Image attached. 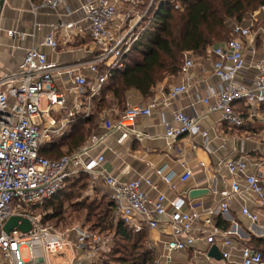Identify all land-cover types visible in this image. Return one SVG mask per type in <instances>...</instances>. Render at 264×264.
Segmentation results:
<instances>
[{
    "label": "built area",
    "instance_id": "2783aa9c",
    "mask_svg": "<svg viewBox=\"0 0 264 264\" xmlns=\"http://www.w3.org/2000/svg\"><path fill=\"white\" fill-rule=\"evenodd\" d=\"M29 1L34 12L63 5L66 15L80 13L77 20L61 19L55 23L42 45L56 48L58 35L67 42L75 30L84 29L97 43L99 52L91 60L59 64L31 46L16 69L0 76V264H90L100 260L102 251L110 245V234L92 231L85 225L73 226L63 233L42 218L46 201L81 175L88 180L85 192L92 193L99 183L109 190L113 225L122 221L136 233L164 228V238L148 242V247L155 250L153 264H172L174 253L190 250L199 242L209 248L216 245L220 254V260H216L205 252L207 264H228L234 250L231 236L237 233L238 227L228 216L234 201L239 203L243 217L264 230V179L248 170L245 159L231 157L221 161L219 165L235 178L218 192L219 199L214 206L198 211L185 210L186 200L181 196L168 198L160 192L151 196L145 186L153 190L157 186L149 178L120 180L108 173L102 166L104 155H92V150L103 142L102 134H92L85 144L59 157L42 154L47 145L64 137L77 117L76 111L82 109L77 92L83 91L86 98L79 119L87 118L93 98L100 94L110 73L124 66V57L152 22L157 7L163 3L179 6L181 0H76L72 8L67 5L69 0ZM82 21H85L83 28ZM245 22L234 23L231 37L209 50L212 74L219 82L216 88L209 87L204 96H197L207 111L219 112L221 120L234 127L244 124V118L234 109L236 103L247 105L248 115L264 125V113L257 111L264 103V7L251 13ZM12 33L7 31V35ZM258 38H262L261 55L254 64V76L246 83L240 77L246 68L244 52L255 53ZM194 67L193 54L185 53L179 71L181 82L168 90L158 85V95L146 105H127L114 117L103 114L101 127L106 133H119L117 142L122 143L134 132L133 125L138 118L149 116L157 106H168L171 99L188 91ZM83 71H88L93 80L89 82ZM53 75L69 82L73 92L71 109L66 106L67 94L55 86ZM172 121L176 125L169 119L162 122L166 139L198 133L204 146L210 148L208 133L201 128L197 117L177 109L172 113ZM132 137L142 135L134 133ZM156 173L170 189H176L175 180L185 182L192 174L185 165L178 173L165 174L162 168ZM11 216L27 219L31 229L21 232L13 228L9 233L4 232L3 225ZM219 219L229 226L220 228ZM238 254V264H262L258 249L243 246ZM52 258H61V261Z\"/></svg>",
    "mask_w": 264,
    "mask_h": 264
},
{
    "label": "crops",
    "instance_id": "0c3cea01",
    "mask_svg": "<svg viewBox=\"0 0 264 264\" xmlns=\"http://www.w3.org/2000/svg\"><path fill=\"white\" fill-rule=\"evenodd\" d=\"M30 2L29 0H3L0 6V76L16 69L26 49L31 46H36L47 55L50 61L59 64L91 60L99 52L97 43L84 29L75 30L67 42L58 35L59 44L56 48L42 45L45 35L55 23L61 19L77 20L80 13L66 15L63 5L56 9H40L34 12ZM32 2L35 1L32 0ZM75 2L76 0H69L67 5L71 8L75 7ZM80 25L83 28L85 21H82ZM9 30L13 31L12 35H7ZM261 41L262 38L257 39L255 53L252 54L246 50L244 52L246 68L241 72L240 77L246 83H249L256 72L254 64L261 55ZM210 49L211 47L200 58H196L193 54L195 67L190 72L188 91L171 99L168 106H157L152 109L149 116L138 118L133 125L134 132L122 143L117 142L119 133H106L101 127L103 114L108 113L114 117L123 110L117 112V104H113L100 112L96 129L81 144H85L92 134L104 135L103 142L92 150V155H104L105 160L102 166L108 173L120 180L149 178L157 186V190L145 186L151 196H155L158 192L164 193L168 198L181 196L186 200L185 210L194 208L200 211L216 204L219 199L218 192L226 189L235 178L219 165L225 159L231 157L245 159L248 170L258 173L264 179V125L260 120L248 115L247 105L236 103L233 105L234 109L244 118V124L241 127H234L223 122L219 112L207 111L206 106L197 99V96L202 97L207 94L209 87L216 88L219 82L212 74V56H208ZM83 72L89 82L93 80V76L88 71ZM62 80L63 78L53 75L55 86L59 91L67 94L66 106L71 109L73 92L69 89V82ZM179 82H181L179 73L173 78L166 77L154 86L149 96H142L137 90L130 89L126 92L124 103L126 106L146 105L152 97L158 95L159 90L156 88L158 85L168 90L170 86ZM100 95L101 92L94 98L99 99ZM84 97L83 91L77 92V99L81 100L82 109L76 111L77 117L70 124L66 134L70 133L74 123L78 121L80 123L86 119H79L84 109L86 99ZM177 109H183L188 115L198 118L201 128L208 133L209 149L204 146L203 138L198 133L186 134L173 140L164 137L162 122L169 119L172 125H176L172 121V113ZM56 110L57 107H54V111ZM257 111L264 113V103L257 107ZM92 112H94L93 101ZM62 115L66 114L63 112ZM134 133H139L142 137L134 138L132 137ZM184 165L191 170L192 174L185 182L175 180L176 189H170L156 173V170L160 168L165 174L178 173ZM99 188L107 190L109 194V190L101 183L97 184L93 192H97ZM193 188H206L208 192L200 197L189 199L188 191ZM228 216L238 224L237 233L231 238L234 245L232 254L239 259L238 249L245 246L244 244L254 234L255 237H260L258 234L264 230L261 227L256 228L255 225L259 224L250 223L239 213L237 201L232 203ZM262 216L264 219V214ZM161 219L164 220V217ZM220 220L222 219H219V222ZM245 222L247 223L243 225ZM226 224L229 226V223ZM163 230L164 228L147 231L148 240L156 242L164 238ZM208 250L209 247L206 244L196 243L190 250L174 253L173 255H180L182 260L174 257L172 264H207L208 260L203 254ZM52 260L60 262L61 258H52ZM238 261H230L228 264H238Z\"/></svg>",
    "mask_w": 264,
    "mask_h": 264
},
{
    "label": "trees",
    "instance_id": "16d2710c",
    "mask_svg": "<svg viewBox=\"0 0 264 264\" xmlns=\"http://www.w3.org/2000/svg\"><path fill=\"white\" fill-rule=\"evenodd\" d=\"M259 7H264V0H181L179 6L160 4L150 25L124 57V66L110 73L101 89L100 98H93L94 112L83 120L84 123H74L69 134L47 145L42 154L55 158L63 154L60 151L62 145L71 150L80 146L96 129L100 112L113 105L109 100L114 99L118 104L124 102L126 92L130 89L137 90L142 96H149L157 83L168 76L178 75L185 53L203 55L208 48L228 40L233 24L242 22ZM74 182L79 183L78 190L87 188L85 175L70 180L64 189L46 201V206H52V211L43 217V221L63 220L68 207L74 211L85 210V219L91 221L89 229L112 235L110 249L103 250L100 260L90 264H153L155 250L148 247L147 231L143 229L136 233L122 221L113 225L112 204L108 200L103 201L99 209V205L92 206L93 202H72V198H79L80 193L70 191L64 200L52 201ZM65 203H68L66 208ZM218 226L228 227L223 220ZM249 242L264 246L261 237Z\"/></svg>",
    "mask_w": 264,
    "mask_h": 264
},
{
    "label": "rangeland",
    "instance_id": "374dc122",
    "mask_svg": "<svg viewBox=\"0 0 264 264\" xmlns=\"http://www.w3.org/2000/svg\"><path fill=\"white\" fill-rule=\"evenodd\" d=\"M251 13H249L248 16L242 21L243 24L246 23L245 20L250 17ZM195 57L196 58H200V57H203V55H195ZM168 77L171 78L170 76H168ZM171 80H173V79H171ZM107 95L110 96L109 94H107ZM109 102L111 104H117V112L120 111L121 109H123L126 106V103L122 102V103L118 104L114 99L109 100ZM56 145H58V144H56ZM68 150H71V149L68 148V146H63L62 145V147H60L61 153H65ZM78 187H79V183L78 182H74L71 185L70 188L68 187L65 191L63 190L52 201H60V200L62 201V200H64L66 198V194L69 193L70 191H76L77 193L78 192L80 193L79 198H77V199H73L72 198V202L75 203V202H84L85 201L87 204L93 202V203H91L92 206L99 205V209H100V207L102 205V202L103 201L107 202V200H108V192H107V190H105L103 188H99L97 190V192H92V193L89 194V193L85 192V189L84 190L83 189L78 190ZM67 205H68V203H65V208L67 207ZM51 211H52V206H48V205L46 206V204L44 205L43 209L41 210L42 215H45V216L50 214ZM85 214H86L85 210H79V211L75 210L74 211L72 208L68 207V208H66V212L64 213L63 220L57 221V219H53V220H50V221L46 222V224L50 225V226H53L56 231H60V232L65 233L68 229H71L73 226H76V225L89 226L91 221L88 222L85 219ZM42 218H43V216H42ZM246 223L247 222H245L243 225H245ZM255 227L256 228H260L259 225H255ZM258 236H260L262 239H264V232H262L261 234H258ZM71 238H74V237L71 236ZM255 238L256 237H255V234H254L253 237H251V239H255ZM249 241L247 243H245L244 245L245 246H249V247H256L259 251H262V253H263L262 264H264V246L263 245L262 246H255V244L253 242L250 243ZM208 246L209 245H207V247ZM110 247H111V245L108 246V249H110ZM104 251H107V250L104 249ZM189 256H191V255H189ZM174 257L176 259H178V260H182V257H180V255L178 256V255L175 254V255L172 256L173 261H174ZM104 259H106V258H104ZM237 260H239L238 257L233 255V258L231 259V261L236 262Z\"/></svg>",
    "mask_w": 264,
    "mask_h": 264
},
{
    "label": "water",
    "instance_id": "95a60500",
    "mask_svg": "<svg viewBox=\"0 0 264 264\" xmlns=\"http://www.w3.org/2000/svg\"><path fill=\"white\" fill-rule=\"evenodd\" d=\"M3 0H0V6L2 5ZM208 191L206 188H193L188 191L189 199L200 197L201 195L206 194ZM13 228H17L21 232H28L31 229V223L24 218L18 216H11L3 225V231L9 233ZM207 256L216 260H220V254L216 245H212L208 252Z\"/></svg>",
    "mask_w": 264,
    "mask_h": 264
}]
</instances>
